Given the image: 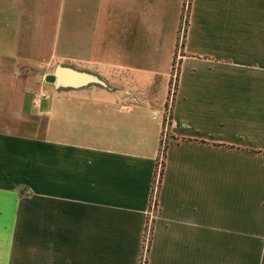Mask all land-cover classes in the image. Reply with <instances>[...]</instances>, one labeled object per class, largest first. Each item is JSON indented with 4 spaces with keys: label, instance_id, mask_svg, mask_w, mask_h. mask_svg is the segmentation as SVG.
I'll return each instance as SVG.
<instances>
[{
    "label": "crops",
    "instance_id": "0c3cea01",
    "mask_svg": "<svg viewBox=\"0 0 264 264\" xmlns=\"http://www.w3.org/2000/svg\"><path fill=\"white\" fill-rule=\"evenodd\" d=\"M184 7L0 0V264H264V0H188L166 104Z\"/></svg>",
    "mask_w": 264,
    "mask_h": 264
},
{
    "label": "water",
    "instance_id": "95a60500",
    "mask_svg": "<svg viewBox=\"0 0 264 264\" xmlns=\"http://www.w3.org/2000/svg\"><path fill=\"white\" fill-rule=\"evenodd\" d=\"M42 78L56 87H78L87 83L103 84L94 74L62 65H56L51 73L45 74Z\"/></svg>",
    "mask_w": 264,
    "mask_h": 264
},
{
    "label": "rangeland",
    "instance_id": "374dc122",
    "mask_svg": "<svg viewBox=\"0 0 264 264\" xmlns=\"http://www.w3.org/2000/svg\"><path fill=\"white\" fill-rule=\"evenodd\" d=\"M187 9H188V0H185V7H184V9H183V14H184V16H183V19H181V28H180V32H179V35H178V42H177V50H175V57L173 58V63H172V71H171V75H170V79H169V95L167 96V100H166V104L169 102L168 101V99L169 98H172V96H173V93H174V88H175V80H176V76H177V68H178V59H179V56H180V53H181V46H180V43H181V41H183L182 39V35H183V27H184V17H187V15L185 16V14H187ZM186 19V18H185ZM56 65H59V64H56ZM55 65V66H56ZM54 66V67H55ZM62 66H65V65H62ZM54 67H52L51 68V70L53 71V69H54ZM67 67H69V66H67ZM95 75V74H94ZM96 77H98V79L99 80H101L102 82H104V80L105 79H103V78H101V77H99V76H97V75H95ZM48 83V82H47ZM44 85H47V84H45L44 83ZM169 104V103H168ZM168 106V105H167ZM167 127V126H166ZM164 134L162 135V139L161 140H163L164 139ZM160 166H158V168H159ZM158 171V170H157ZM156 178H157V176H156ZM155 178V181H157V179ZM157 186V185H156ZM153 194H154V192H153ZM141 262H142V259H141Z\"/></svg>",
    "mask_w": 264,
    "mask_h": 264
},
{
    "label": "built area",
    "instance_id": "2783aa9c",
    "mask_svg": "<svg viewBox=\"0 0 264 264\" xmlns=\"http://www.w3.org/2000/svg\"><path fill=\"white\" fill-rule=\"evenodd\" d=\"M43 95V93H41ZM169 106L163 108V113H162V126L163 130H165V127L167 126V122L169 121ZM157 179V178H156ZM157 181H155V178L153 180V189L156 187ZM153 200H154V194H151V208L153 207ZM147 231V227H146Z\"/></svg>",
    "mask_w": 264,
    "mask_h": 264
},
{
    "label": "trees",
    "instance_id": "16d2710c",
    "mask_svg": "<svg viewBox=\"0 0 264 264\" xmlns=\"http://www.w3.org/2000/svg\"><path fill=\"white\" fill-rule=\"evenodd\" d=\"M162 151H163V147H162V150H161V154H162ZM161 162H159V165L161 164ZM160 171H161V169H159V171H158L159 174H160Z\"/></svg>",
    "mask_w": 264,
    "mask_h": 264
}]
</instances>
